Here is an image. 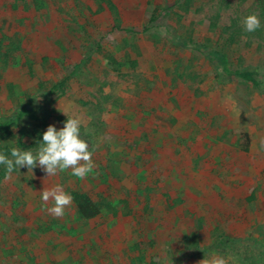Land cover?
<instances>
[{"label": "rangeland", "instance_id": "rangeland-1", "mask_svg": "<svg viewBox=\"0 0 264 264\" xmlns=\"http://www.w3.org/2000/svg\"><path fill=\"white\" fill-rule=\"evenodd\" d=\"M11 1L0 0V22L36 76L17 58L0 68V116L34 93L38 120L0 134V152L35 153L36 130L59 131L66 112L81 120L96 167L83 180L71 170L47 177L39 166L5 179L0 165V264H200L213 255L259 264L264 87L219 75L184 44L227 49L235 37L230 61L260 67L264 83V38L243 27L253 12L264 25V1L112 0L113 19L89 0H42L21 16ZM63 80L64 93L48 94ZM57 184L101 214L85 220L72 203L54 218L41 191ZM221 234L231 248L216 249Z\"/></svg>", "mask_w": 264, "mask_h": 264}, {"label": "trees", "instance_id": "trees-1", "mask_svg": "<svg viewBox=\"0 0 264 264\" xmlns=\"http://www.w3.org/2000/svg\"><path fill=\"white\" fill-rule=\"evenodd\" d=\"M42 0H12L9 5L10 10L18 11L19 16L23 15L24 12H29L30 15L33 14L32 9L37 8L36 12H39L41 9L37 7V4ZM91 2H97V10L98 13H106L110 19L114 18V15H117V7L112 2V0H89ZM245 1V0H243ZM264 1V0H263ZM50 2H54L51 1ZM26 8L24 11L23 9ZM23 8V9H22ZM264 14V6L262 8ZM32 13V14H31ZM32 17V16H31ZM4 22V21H3ZM9 25L5 27L3 23L0 22V68L9 67V64L12 63V60L18 59L19 63L23 62L28 69V72L31 78L36 76L35 72L32 69L33 62L31 66L28 65V59L26 56L21 55V48L18 46L16 40H14L13 36L9 33ZM256 36L259 38H264V25H261L259 29L256 31ZM219 42V41H218ZM193 46L195 52H201L207 56L209 61L213 64L214 69L218 72V74L223 75L224 77H232L240 82L250 84L258 89H263L264 83L263 72L260 67L255 66L253 64H244L241 63L237 66L233 65L230 61V46L236 44V38L233 37L229 41V47L221 48L219 43L214 45L206 44V43H194L193 41L187 42L185 46ZM219 45V46H218ZM232 48V47H231ZM229 49V50H228ZM18 63V64H19ZM40 64V63H39ZM43 65V63H41ZM64 85L65 80L61 81L58 84H53L48 94L52 95L57 92L64 93ZM264 90V89H263ZM36 99H38V95L28 94L26 98L22 99L23 101L19 104L16 110L7 116H0V134L8 135L15 129L24 128V122L27 118L31 120H38V111L36 106ZM36 134L39 136L36 138L37 140H43V134L41 131L36 130ZM42 138V139H40ZM243 138V151L248 152L250 148L251 139L248 133H242ZM73 197V203L76 207L77 213L80 217L85 220H91L96 218L101 214L100 206L94 202L90 197L85 194H79L73 192L71 194ZM196 247L200 248L199 243H194ZM215 247L218 250H224L226 248H231L227 237L224 234H221L217 237V241H215ZM264 244V243H263ZM258 242L254 246L255 260L259 262V264H264V249H261L259 252V248L257 246ZM258 249V250H257ZM258 251V252H257Z\"/></svg>", "mask_w": 264, "mask_h": 264}, {"label": "clouds", "instance_id": "clouds-1", "mask_svg": "<svg viewBox=\"0 0 264 264\" xmlns=\"http://www.w3.org/2000/svg\"><path fill=\"white\" fill-rule=\"evenodd\" d=\"M244 31L253 33L261 27L258 15L253 12L243 19ZM64 126L58 131L54 125H49L43 133L42 142L38 143L35 153L31 150H21L11 147L10 156L0 152V165L5 166V179H11L12 173L21 167H27L28 172L39 166L47 175L52 177L66 170L78 179H85L93 172L96 165L89 150V143L81 138V120L76 116H69ZM261 144L264 145V139ZM41 199L45 204L53 202L47 208L54 218H63L66 209L73 203V197L65 191L62 185L43 188ZM200 264H227L223 257L213 255L210 259H203Z\"/></svg>", "mask_w": 264, "mask_h": 264}]
</instances>
